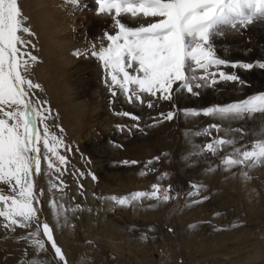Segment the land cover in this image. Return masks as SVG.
<instances>
[{
    "label": "rangeland",
    "instance_id": "1",
    "mask_svg": "<svg viewBox=\"0 0 264 264\" xmlns=\"http://www.w3.org/2000/svg\"><path fill=\"white\" fill-rule=\"evenodd\" d=\"M92 3L94 14L89 19L80 16L77 30L68 33L62 27L75 17H69L74 12L64 17V8L74 7L69 0H19L27 25L35 33L24 34V38L35 44L29 51L39 58L31 69V78L43 88L36 95L49 101L54 114L49 120L51 130L62 135L71 148L61 150L68 158L61 177L66 185L63 194L50 191L55 173L48 172L44 161L41 173L34 176L39 219L53 228L68 264H264V164L227 170L221 158L232 146L216 155L203 151L217 137L235 138L236 147L250 149L264 138V116L225 122L203 115L184 117L181 112L264 92V70L222 67L225 72L236 71L245 84L220 82L201 89L198 98L181 92L174 96L175 103L161 100L151 109L127 103L122 94L110 102L101 63L90 55L73 54L99 41L105 31H115L112 19L98 15L96 0ZM122 22L137 26L126 17ZM213 43L216 54L229 61L264 58V37L245 30L229 31L225 37H215ZM170 110L177 112L173 120L149 127L152 118ZM122 112L140 120L117 115ZM214 123L220 124L219 131L197 135ZM57 125L63 128L62 134ZM118 125L125 130L120 131ZM155 157L160 159L147 163ZM124 160L138 163L125 165ZM155 183L171 185L172 199H144L131 206H114L110 199L151 191ZM191 184L203 185L201 196L208 199L193 203L200 197L190 195ZM0 190L8 191L4 185ZM53 198L69 209L59 219L49 204ZM76 205L79 209L71 211ZM27 231L6 232L0 226V264H27L29 260L59 264L50 245L46 244L44 252H36L19 239Z\"/></svg>",
    "mask_w": 264,
    "mask_h": 264
},
{
    "label": "snow or ice",
    "instance_id": "2",
    "mask_svg": "<svg viewBox=\"0 0 264 264\" xmlns=\"http://www.w3.org/2000/svg\"><path fill=\"white\" fill-rule=\"evenodd\" d=\"M69 3L77 8L81 6V0H69ZM96 3L97 14L111 18L115 31H105L99 41L73 54L85 58L90 55L101 63L110 102L122 94L127 103L151 109L161 100L175 103L174 96L181 92L198 98L201 89L220 82L245 84L236 71L225 72L222 67L264 70V58L254 62L229 61L216 54L213 43L215 37H225L229 31L239 33L256 23L264 24V0H96ZM125 17L137 26H127L122 22ZM24 34L35 36L22 14L19 0H0V185L8 190L7 193L0 190V220L3 221L0 226L6 232H15L17 228L29 230L19 239L36 252H44L46 244L50 245L59 264H68L53 228L39 219L34 176L41 173L44 161L48 172L55 173L50 191L63 194L66 185L61 177L68 158L61 150L71 148L62 135L51 130L49 120L54 114L49 101L36 95L43 88L31 78V69L39 63V58L29 51L35 44L25 39ZM181 112L184 117L203 115L225 122L245 120L257 114L264 116V92L202 110L188 108ZM117 115L140 120L129 112ZM176 115V110L160 113L158 118H152L149 127L171 121ZM56 127L62 134L63 128ZM117 127L125 130L123 126ZM135 127L139 129V124ZM212 129L219 131L220 124H211L197 135L211 136ZM237 131L243 134L242 130ZM236 144L235 138L217 137L204 145L203 151L216 155L225 146H232V151L221 158L227 170L264 164V138L257 139L250 149ZM159 159L155 157L147 163ZM122 163L138 162L124 160ZM92 179L96 180L94 174ZM78 187L82 189V185ZM190 187L193 189L190 195L200 197L193 203L208 199L201 196L203 185ZM170 191L171 185L163 187L155 183L151 191H136L122 197L112 195L110 199L114 206H131L144 199L168 202L172 199ZM49 204L58 219L69 211L55 198ZM79 207L76 205L71 211ZM27 264H35V260Z\"/></svg>",
    "mask_w": 264,
    "mask_h": 264
},
{
    "label": "bare ground",
    "instance_id": "3",
    "mask_svg": "<svg viewBox=\"0 0 264 264\" xmlns=\"http://www.w3.org/2000/svg\"><path fill=\"white\" fill-rule=\"evenodd\" d=\"M91 5H93L92 0H81V6L79 8H77L75 6L73 8H71L70 6H68V9H67L65 7L64 8V17L67 16V14H68L67 12H71V13L74 12V14L73 15H69V17L70 16H75V17H72L70 23L68 21H66V24H65L64 28L62 27V30H68V33H72L73 31H76L77 30V24H78L77 23V19L79 20L80 16H82L84 14V16L89 19V15L94 14L95 11H94V9H92ZM95 18H97V16ZM66 19H67V17H66ZM70 26H73V27H70ZM92 26L94 28V24ZM92 26H91V28H92ZM91 28H89V29H91ZM245 31L248 32V33H252L256 37L263 38L264 37V24L256 23V24L250 26ZM262 77H263V75H262ZM206 92L209 93V95L212 94V93L214 94V92H211V91H206Z\"/></svg>",
    "mask_w": 264,
    "mask_h": 264
}]
</instances>
